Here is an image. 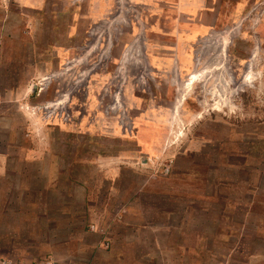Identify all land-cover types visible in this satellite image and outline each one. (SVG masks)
<instances>
[{
	"label": "rangeland",
	"instance_id": "374dc122",
	"mask_svg": "<svg viewBox=\"0 0 264 264\" xmlns=\"http://www.w3.org/2000/svg\"><path fill=\"white\" fill-rule=\"evenodd\" d=\"M0 156V264H264V0H0Z\"/></svg>",
	"mask_w": 264,
	"mask_h": 264
},
{
	"label": "crops",
	"instance_id": "0c3cea01",
	"mask_svg": "<svg viewBox=\"0 0 264 264\" xmlns=\"http://www.w3.org/2000/svg\"><path fill=\"white\" fill-rule=\"evenodd\" d=\"M0 158H1V156H0ZM257 198H258V196L256 194L251 193V202L245 204L246 211H254V209L256 208V206H255L256 202H259V200Z\"/></svg>",
	"mask_w": 264,
	"mask_h": 264
},
{
	"label": "bare ground",
	"instance_id": "6f19581e",
	"mask_svg": "<svg viewBox=\"0 0 264 264\" xmlns=\"http://www.w3.org/2000/svg\"><path fill=\"white\" fill-rule=\"evenodd\" d=\"M197 75V74H196ZM199 75V74H198ZM198 77V76H197ZM195 79H196V77H194V78H192V80L190 81V83L189 84H187V85H190V86H192L193 85V83H194V81H195ZM198 79V78H197ZM63 102V101H62Z\"/></svg>",
	"mask_w": 264,
	"mask_h": 264
},
{
	"label": "built area",
	"instance_id": "2783aa9c",
	"mask_svg": "<svg viewBox=\"0 0 264 264\" xmlns=\"http://www.w3.org/2000/svg\"><path fill=\"white\" fill-rule=\"evenodd\" d=\"M35 264H37V263H35Z\"/></svg>",
	"mask_w": 264,
	"mask_h": 264
}]
</instances>
